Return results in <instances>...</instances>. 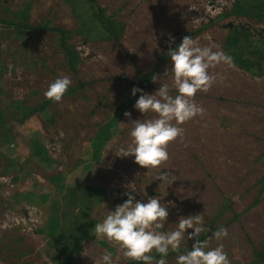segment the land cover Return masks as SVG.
Returning <instances> with one entry per match:
<instances>
[{"label": "rangeland", "instance_id": "obj_1", "mask_svg": "<svg viewBox=\"0 0 264 264\" xmlns=\"http://www.w3.org/2000/svg\"><path fill=\"white\" fill-rule=\"evenodd\" d=\"M234 1L0 0V264H102L105 250L114 264L132 262L94 229L125 193L168 204L165 231L202 213L210 231L200 240L223 226L227 237L210 247L222 244L231 264H264V12L238 15ZM100 10L117 39L101 30ZM185 36L222 49L233 66L209 69L216 82L194 97L204 113L181 125L167 162L145 169L119 156L130 121L156 117L134 108L131 90L146 76L144 93L168 84L175 96L167 53ZM61 76L72 81L62 101L46 99ZM161 172L173 175L160 181Z\"/></svg>", "mask_w": 264, "mask_h": 264}, {"label": "clouds", "instance_id": "obj_2", "mask_svg": "<svg viewBox=\"0 0 264 264\" xmlns=\"http://www.w3.org/2000/svg\"><path fill=\"white\" fill-rule=\"evenodd\" d=\"M167 55L172 64V87L177 94H170L168 84L160 85L153 94L133 87L132 95L140 93L134 108L143 115L152 112L156 117L130 121L132 142L119 149L120 157L134 156L135 163L145 169H156L167 162L169 144L183 138L185 129L181 125L204 113L194 97L198 92L207 93L216 82L217 77L210 74L209 69L220 64L233 66L232 57L222 49L213 51L212 47H201L191 36L183 37ZM168 73L166 70L164 75ZM71 84L68 76L58 77L48 85L44 96L53 102H61ZM124 116L130 119L131 113L126 111ZM171 175L172 172H161L157 180L165 181ZM141 194L147 196L146 192ZM125 195L127 199L116 205L114 211H108L103 221L94 227L96 237L106 239L117 249L116 259L168 264L167 256L171 251L178 253L176 264H231L222 244L210 247L211 240L220 241L227 237L225 227L220 226L207 239L200 240L201 233L210 231L201 213L181 216L175 230L165 231L162 229L169 215L168 204L154 196L141 202L130 193ZM188 229L193 231L186 236ZM193 238L195 242L191 250L181 253L182 245ZM153 252L161 258L156 259ZM101 260L102 264H114L113 252L105 250Z\"/></svg>", "mask_w": 264, "mask_h": 264}, {"label": "trees", "instance_id": "obj_3", "mask_svg": "<svg viewBox=\"0 0 264 264\" xmlns=\"http://www.w3.org/2000/svg\"><path fill=\"white\" fill-rule=\"evenodd\" d=\"M234 11L238 15L245 14L247 12H252L253 10H258L264 12V0H235L233 5ZM98 24L101 27V30L106 34L108 38L117 39L121 35V30L118 26H115L113 22L106 18L104 12L100 10L98 12ZM66 61L69 68L74 71L76 68V57L73 53L65 50ZM134 87L139 89H145L149 87V80L146 76L140 77L138 82L133 84ZM101 141L107 140V132L100 134ZM68 196V203L73 205L76 202V197L74 193L70 190ZM128 264H143V262L132 261Z\"/></svg>", "mask_w": 264, "mask_h": 264}, {"label": "bare ground", "instance_id": "obj_4", "mask_svg": "<svg viewBox=\"0 0 264 264\" xmlns=\"http://www.w3.org/2000/svg\"><path fill=\"white\" fill-rule=\"evenodd\" d=\"M27 59H28V58H27ZM38 71H39V70H38ZM38 83H39V82H38ZM38 83L35 82V84H38ZM60 110H61V109H60ZM65 110H66V109H65ZM57 112H58V111H57ZM59 112H60V111H59ZM68 120H69V119H68ZM68 120H67V121H68ZM75 122H76V121H75ZM73 124H74V123H73ZM75 125H76V124H75ZM81 139H82V138H81Z\"/></svg>", "mask_w": 264, "mask_h": 264}]
</instances>
